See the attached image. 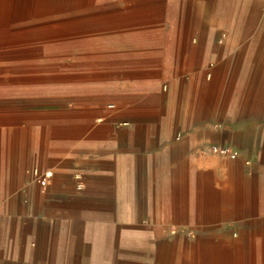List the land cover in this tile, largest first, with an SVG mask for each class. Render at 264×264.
Here are the masks:
<instances>
[{
    "label": "crops",
    "instance_id": "obj_1",
    "mask_svg": "<svg viewBox=\"0 0 264 264\" xmlns=\"http://www.w3.org/2000/svg\"><path fill=\"white\" fill-rule=\"evenodd\" d=\"M0 11V264H164L170 237L218 234L220 221L256 218L252 204L262 225L246 230L264 235L253 136L213 110L222 93L264 92V0H0ZM45 63L88 81L43 85L61 74Z\"/></svg>",
    "mask_w": 264,
    "mask_h": 264
},
{
    "label": "rangeland",
    "instance_id": "obj_2",
    "mask_svg": "<svg viewBox=\"0 0 264 264\" xmlns=\"http://www.w3.org/2000/svg\"><path fill=\"white\" fill-rule=\"evenodd\" d=\"M133 0H129V2H132ZM78 51V49L76 50ZM66 57V58H65ZM59 61L62 59H66L68 60L69 57L68 56H62L58 58ZM64 64H67L63 61ZM76 64H79V62H75ZM51 64V63H50ZM49 63H45L44 67L47 68V70H49L48 72H52L51 70H53L54 72L57 71V73H61L63 72V75L60 74L59 76L54 75V77L52 75L49 74H43V77L41 80H38L39 83L43 84V85H62V84H67V83H74V84H83L86 81H88L87 78H84V76L82 75V73L78 74L75 73L74 78H69L67 79V72H64V70H61V68L55 65L52 66V64L50 65ZM70 64V63H69ZM46 65V66H45ZM59 68V69H58ZM243 98L242 100H238V98L235 96H238ZM221 98H224V100H218L217 104H215V107L213 108V110L215 111L217 106H219V113H221L224 116L227 117H239L241 118L240 123H237L236 125H229L230 130L227 129L226 131H230V132H245L248 133L249 135L253 136L251 139H253L252 142H250V144H252V149L251 151L248 153L247 158H251L253 156H259V158H257L258 160L256 161L258 165V167L260 166L261 168H264V92H257V91H252V92H246V93H242V94H235V93H227V94H220ZM226 99V100H225ZM222 106V111H220ZM228 127V126H227ZM228 127V128H229ZM263 127V128H262ZM218 155H220L219 153H217ZM236 154L232 151L228 152V155L226 156H235ZM223 156V155H220ZM249 160V159H247ZM248 162V161H247ZM251 176H250V180L243 182L245 185V193L249 196V198H247L248 196L245 197L246 201L249 200L251 202H256L259 200V198L257 197V194L259 192V188H260V184L259 182H257L256 177H255V173H258L256 171H251L249 170ZM243 199V198H241ZM251 211L254 213L253 217H256L252 220H234V221H220L218 222L217 226L222 225V224H233V225H237L241 224V225H245V227L249 230H251V228H258L262 225V222H258L256 223L255 221L258 219L259 215H258V205H253L251 206ZM256 213V214H255ZM206 225H204L205 227ZM175 236H172L169 238V243L165 246H163L162 248H159V250H162L165 253V263L164 264H172L175 260L176 257V252H174V248H175ZM196 237L193 236L191 238H184L185 243L192 242V246L193 247H197V248H204L205 244H199L196 241ZM188 243H186L185 245H187ZM199 245V247H198ZM142 249L146 250V247H142ZM157 248H155V252H157ZM154 262H152L151 264H153ZM156 263H158L156 261ZM141 264H148L147 261H144ZM150 264V262H149Z\"/></svg>",
    "mask_w": 264,
    "mask_h": 264
},
{
    "label": "bare ground",
    "instance_id": "obj_3",
    "mask_svg": "<svg viewBox=\"0 0 264 264\" xmlns=\"http://www.w3.org/2000/svg\"><path fill=\"white\" fill-rule=\"evenodd\" d=\"M236 224L233 229L231 224H222L218 227V234L210 233L211 235L196 237L199 244H205L204 248L193 247L192 242H186L188 244L185 245L184 238H191L190 236L176 237L174 242V252H176L174 264H264V235L246 230L245 225Z\"/></svg>",
    "mask_w": 264,
    "mask_h": 264
},
{
    "label": "built area",
    "instance_id": "obj_4",
    "mask_svg": "<svg viewBox=\"0 0 264 264\" xmlns=\"http://www.w3.org/2000/svg\"><path fill=\"white\" fill-rule=\"evenodd\" d=\"M215 151L217 152V153H219L220 155H223V156H226V155H228V149H226V148H216L215 149ZM34 174L35 175H38V171L37 170H35L34 171ZM51 173H47V174H45L44 176H43V179H42V181L44 182V181H46L47 179H49L50 177H51Z\"/></svg>",
    "mask_w": 264,
    "mask_h": 264
}]
</instances>
